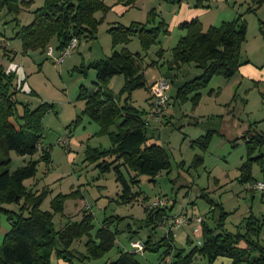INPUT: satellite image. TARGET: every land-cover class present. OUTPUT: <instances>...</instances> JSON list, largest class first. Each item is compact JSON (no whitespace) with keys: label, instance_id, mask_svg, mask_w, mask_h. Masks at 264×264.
I'll use <instances>...</instances> for the list:
<instances>
[{"label":"rangeland","instance_id":"374dc122","mask_svg":"<svg viewBox=\"0 0 264 264\" xmlns=\"http://www.w3.org/2000/svg\"><path fill=\"white\" fill-rule=\"evenodd\" d=\"M24 1L29 0H20L23 9L19 15L7 14L6 9H0V66L6 72H16V87L13 91L17 93L20 103L19 115L25 105L31 110L43 103L54 107L44 118L39 151L33 156L11 152L9 169L14 172L29 161L39 162L37 175L26 180L25 185L31 187L36 195L47 194L41 204L42 211L52 212L53 201L63 200V212L53 216L54 229L58 232L70 222L81 221L84 211L93 215V236L105 218H123L118 225L120 233L117 244L101 258L97 259L88 253L87 237L72 242L70 249L83 256L75 258L74 264H110L118 258L120 251L131 250L132 235L137 240L135 243L143 247L142 251L138 249L143 253L138 255L143 264H171L172 256L162 260V251H145L143 242L149 237L154 242L164 237L172 218L186 213L189 216H201L215 227L212 219L215 213L210 212L211 206L203 197L204 194L207 199L223 205L225 212L229 214L225 228L230 232H243L244 221L251 214L264 218V190L252 189L249 184L240 182V169L247 159L243 136L248 131L250 137L254 132L264 135V33L260 29V22L264 25V0H227L228 2L212 6L213 9L202 16V28L208 31L211 26L218 27L224 21L252 8V12L245 15L248 28L240 55L242 67L231 79L214 77L209 86L201 91L202 98L197 106L192 101L178 103L175 96L180 86L195 79L194 76L201 73V70L194 64L184 65L180 69L171 66L173 50L180 39L177 38L179 31L174 25L177 11H173V6L185 3L195 7L196 0H152V3L151 0H146L144 3L151 5L146 15L140 13L139 16L138 9H135L134 14L128 13L123 19L125 23L127 19H143L145 22L148 13L155 10L156 22L163 21L166 24L167 33L160 35L156 44L147 52L143 50L138 37L132 38L128 44L114 46L113 37L108 30L118 25V22L122 23V19L114 10L118 7L116 0H105L113 9L99 27L98 38L81 40L78 48L70 57L65 58L62 65L56 64L46 55L49 48L44 53L37 51L22 54L21 40L17 34L21 27L32 22L33 12L45 4V0H34L32 5L22 6ZM97 17H102V14L98 13ZM55 43L56 41L52 44ZM123 49L133 54L141 53L142 56L140 63L145 87L131 92V102L136 108L147 114L152 112L158 85L166 81L170 86L166 92L168 101L163 110L164 119L161 116V123L151 120L148 135L151 137L150 143H156L165 149L170 158L171 169L160 173L155 180L140 177V183L133 186V191L141 193V197L129 204L119 203L121 185L116 181L114 171L101 174L98 164L87 160L89 148L108 149L111 142L108 136L99 134V125L83 114L85 102L79 99L81 86L94 91V84L97 82L95 69H86L84 73L81 68L105 60L115 50ZM107 85L115 95H121V103L128 98V94L123 93L124 75L112 77ZM31 92L35 95L30 94ZM12 121L16 126L21 123L18 115ZM208 132H212V138L208 148L203 150L197 140ZM46 150L51 153L50 164L42 158ZM260 152L264 153V146ZM197 157L203 159L202 163L194 162ZM123 172L129 179L125 169ZM251 174L257 182L254 186L263 182V174L257 164H253ZM145 197L149 198L146 203L143 201ZM158 198H164L168 202L171 220L158 226L153 232L145 224V208ZM5 207L13 211L20 209L15 204ZM182 220L180 217L178 222ZM195 227L200 229L194 224L173 230L177 235L176 245L179 248L189 252L202 241L200 236L192 234ZM10 228L11 222L3 215L0 221V245ZM188 236L194 242L191 246L182 243ZM260 240L264 244V230ZM52 263L70 264L58 260L55 255ZM194 264L209 263L202 256H196ZM214 264L233 263L228 258H219Z\"/></svg>","mask_w":264,"mask_h":264},{"label":"trees","instance_id":"16d2710c","mask_svg":"<svg viewBox=\"0 0 264 264\" xmlns=\"http://www.w3.org/2000/svg\"><path fill=\"white\" fill-rule=\"evenodd\" d=\"M138 1L116 0V5H122L129 11ZM203 1L196 0L195 5L202 6ZM33 3L34 0L24 1L22 6H30ZM0 9H6L7 14L19 15L23 8L20 0H0ZM112 9L105 0H45L44 6L33 12L32 22L21 27L17 34L21 40L22 54L28 55L37 51L44 53L50 46L55 51L62 52L73 38H78L79 43L83 39L96 40L99 27ZM248 12H252L251 7L246 11L247 14ZM98 13H101L102 17L98 18ZM246 13H239L235 19L224 21L218 27L211 26L208 31L203 30L202 22L197 18L179 26L181 30L186 31V35L179 39L173 50L171 66L180 69L184 65L194 64L201 73L180 86L175 96L176 102L184 104L192 101L193 105L197 106L202 98L201 91L209 86L214 77L231 79L239 72L243 65L240 59L241 49L247 37ZM156 18L155 10H151L145 22H133L130 26H112L108 32L113 37L114 46L128 44L132 38L138 37L143 50L149 51L160 35L167 33L166 24L163 21L157 23ZM260 29L264 33L262 22ZM54 41L56 43L53 45ZM141 57V53L133 54L127 49L115 50L107 59L81 68L84 73L89 68L97 72L94 91L80 87L79 99L85 102L83 114L96 122L100 127L99 134L108 136L111 142L108 149L89 148L87 160L98 164L101 174L114 171L116 181L121 185V193L118 195L121 204L135 202L141 197V193L133 191V186L140 183V177L146 176L155 180L160 173L171 169L170 158L165 149L156 143H150L151 137L148 135L150 121L161 123L162 120L154 119L150 115L151 112L144 113L131 102V92L145 87ZM117 75L125 76L123 93H127L128 98L123 103L121 95H115L107 85L108 81ZM15 81L16 72H6L0 66V221L5 215L11 222V228L0 245V264H53L54 255L58 260L74 264L75 258L80 259L83 256L71 250V244L85 237L88 238V253L97 259L101 258L117 244L120 233L118 225L123 218H105L93 236V215L84 211L81 221L70 222L58 232L54 229L53 216L63 212V200L53 201L52 212L42 211L41 204L47 194L36 195L31 187L25 185L26 180L37 175L39 162L29 161L14 172L9 169L11 152L21 156H33L39 151L44 118L54 107L43 103L31 110L25 105L19 115L20 103L17 93L13 91L16 87ZM30 94L35 95L32 92ZM17 115L21 121L19 126L12 121ZM211 138L212 132H208L206 136L200 137L197 143L206 150ZM243 139L246 143L247 159L240 169V182L244 185L257 184L251 174L253 164H257L262 171L264 183V153L260 152L264 146V135L254 132L250 137L248 131ZM42 158L50 164V151L46 150ZM202 161V158L197 157L194 162ZM123 169L128 173L129 179ZM203 197L211 206L210 212L215 213L212 215L215 227L201 216H189L187 213L171 220L168 215V202L164 198H158L149 204L145 208L147 227L154 232L158 226L167 224L169 219L171 225L166 235L158 241L154 242L152 237H149L143 242L145 251H162V260L172 256L171 264H194L196 256H202L209 264H214L219 258H228L233 264H264V244L260 240L264 230V218L260 219L251 214L244 221L243 232H230L225 228L229 214L225 212L223 205L207 199L206 194ZM143 201L146 203L149 198L145 197ZM12 204L19 205V211L5 207ZM180 217L185 221L182 225L176 224ZM198 219L202 221L198 222ZM194 224L200 229L196 233L195 227L192 234L200 236L202 241L187 252L176 245L177 235L173 230ZM132 239L133 235L131 250L120 251L118 258L110 264H143L138 259V255L143 253L133 247L135 241ZM193 243L187 237V244L191 246Z\"/></svg>","mask_w":264,"mask_h":264},{"label":"crops","instance_id":"0c3cea01","mask_svg":"<svg viewBox=\"0 0 264 264\" xmlns=\"http://www.w3.org/2000/svg\"><path fill=\"white\" fill-rule=\"evenodd\" d=\"M141 1H143V4H141ZM145 1L146 0H140L136 4V6L129 11H126L125 7L122 5H118V7H115L114 10H115L116 15L120 16L122 19V23H120V22H118V23L126 26V24L130 25L133 22H143V19H131V20L127 19V23H125V20H123V19H125L126 16L129 15L128 13L134 14L135 9H138L139 16H141L140 13H142V14L145 13V15H146V12L149 11V7L151 5H148L149 3L145 4L144 3ZM176 1L177 0H173V2H176ZM152 2H154V1L151 0V3ZM225 2H228V1L227 0H204L202 6H199V7H197L196 5H195V7H193V5L185 4V3H183V4L181 3L178 6H173V11H177V18L174 20L175 29H178V31H179L177 33V38H181L182 36L186 35V31H183L179 28V26L181 24L190 22L196 18L201 21L202 16L205 13H208L209 11H211L213 9L212 6H217V5L225 3ZM227 6L228 5H224V7H227ZM122 13H123V15H122ZM235 17L233 19H235ZM233 19L227 20V21H232ZM175 29H174V31H175ZM0 41H2L1 38H0ZM185 237H186V235H185ZM188 237L190 238V236H188ZM133 241H136V240L133 239ZM176 241H177V237H176ZM182 243H185L187 245V238H185ZM161 258H162V256H161Z\"/></svg>","mask_w":264,"mask_h":264},{"label":"built area","instance_id":"2783aa9c","mask_svg":"<svg viewBox=\"0 0 264 264\" xmlns=\"http://www.w3.org/2000/svg\"><path fill=\"white\" fill-rule=\"evenodd\" d=\"M78 43H79L78 38H73L71 40V42L69 43L68 47L62 52L61 51L57 52V51H55V49L52 46H50V47H48L49 49H48L46 55L49 58H52L56 64L62 65L65 62V58L69 57L70 54L72 53V51H74L76 49V47L78 46ZM169 87H170L169 84L166 81H163L158 85V87L154 93L155 97H156V102L153 105L152 112L150 115H151V117H153L154 119H156L158 121L160 120L162 113H163V110L166 108V105H167L168 96H167L166 92L169 89ZM249 188L256 189L259 191H263L264 190V183L261 182L257 186L249 185ZM162 204H163V202H162ZM176 221H177L176 224H178V225H182L185 223L184 220H182V222H180V223L178 222V219ZM201 221H202L201 219H198V222H201ZM195 232L197 233L198 230H195ZM138 244L139 243H133V247L136 250H138L140 248L142 251L143 247L139 246Z\"/></svg>","mask_w":264,"mask_h":264}]
</instances>
